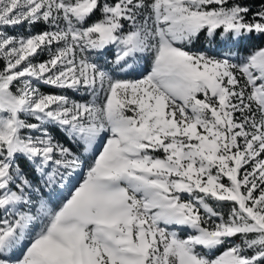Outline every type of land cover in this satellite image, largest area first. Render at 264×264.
<instances>
[{
    "label": "snow or ice",
    "instance_id": "1",
    "mask_svg": "<svg viewBox=\"0 0 264 264\" xmlns=\"http://www.w3.org/2000/svg\"><path fill=\"white\" fill-rule=\"evenodd\" d=\"M0 264H264V0H0Z\"/></svg>",
    "mask_w": 264,
    "mask_h": 264
},
{
    "label": "rangeland",
    "instance_id": "2",
    "mask_svg": "<svg viewBox=\"0 0 264 264\" xmlns=\"http://www.w3.org/2000/svg\"><path fill=\"white\" fill-rule=\"evenodd\" d=\"M196 47L199 48L200 45L198 44V45H196ZM45 90H48V89H45ZM73 98H77V99H78L79 97H78V96H74ZM217 254H218V253H217Z\"/></svg>",
    "mask_w": 264,
    "mask_h": 264
}]
</instances>
